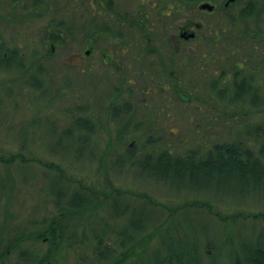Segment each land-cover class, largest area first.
Segmentation results:
<instances>
[{"label":"trees","instance_id":"trees-1","mask_svg":"<svg viewBox=\"0 0 264 264\" xmlns=\"http://www.w3.org/2000/svg\"><path fill=\"white\" fill-rule=\"evenodd\" d=\"M14 1L0 0V8L5 5L8 13ZM207 1L215 9L202 12L200 5ZM225 1L229 0L217 5V0H177L180 25L196 21L198 29L189 41L180 36L175 61L167 62L161 53L159 61L133 63L119 73L106 65L85 64L82 73L97 75L84 76L81 85L67 75L57 82L54 68L45 65L57 62L42 57L46 52L42 43L34 46L25 40L34 47H20L22 37L2 21L0 12V71L15 75V81L19 78L24 87L43 96L55 85L57 96L77 88L84 98H93L69 109L71 123L59 137L53 135L57 150L102 161L91 139L101 124L114 125L117 145L111 143L112 166L118 171L127 167L134 176L163 183L175 193H205L224 204L264 202V120L250 118L264 113V0H234L228 5ZM200 13L218 16L217 22L201 20ZM170 25L166 15L152 14L145 25L134 23L130 38L146 33L142 38L165 45ZM79 33H67L68 51L80 42ZM85 36L94 35L85 32ZM57 96L53 94L49 103ZM148 97L154 104L147 102ZM194 100L220 112L219 121L212 117L204 121L207 127L223 123V130L201 138L193 130L187 140L183 135L165 137V127L180 122L179 110H187ZM103 111L104 119L97 115ZM140 133L146 138L141 144L135 136ZM121 146L123 152H118L116 147ZM17 160L27 161L22 153L0 155V164L7 167ZM43 165L57 172L41 189L52 196L53 209L44 202L40 210L34 207L22 216L21 206L11 210L12 195L8 204H2L0 264H66L71 252L77 264H264V228L256 231L258 221L264 222L263 211L225 215L197 200L176 207L140 194L136 195L143 199L130 200L128 191L96 189L67 175L60 164ZM156 206L169 211L158 224L151 214ZM193 207L208 210L232 227L231 232H215L213 237L208 223L198 224ZM102 208L107 215L92 223L93 211ZM247 220L253 227L234 229ZM40 243L48 245L44 253L39 252Z\"/></svg>","mask_w":264,"mask_h":264},{"label":"rangeland","instance_id":"rangeland-1","mask_svg":"<svg viewBox=\"0 0 264 264\" xmlns=\"http://www.w3.org/2000/svg\"><path fill=\"white\" fill-rule=\"evenodd\" d=\"M223 2V0H217V5ZM239 8L240 5L236 6ZM199 18L210 19V24L213 25L217 22L218 16L209 15L205 13L198 14ZM45 21H37L32 24L31 30L24 29L23 36L28 40L38 41L35 37V27L43 25ZM31 31V32H30ZM38 43V42H37ZM48 54L54 56L65 55L64 50L60 49L55 53L51 47L45 48ZM48 67H53L55 78L57 82H62L63 78L72 76L76 85H81L84 82L85 77H91L92 74L97 75L96 71L90 73H82L80 68L85 67L83 63L73 64L71 62H57L45 64ZM87 72V71H86ZM85 74V75H84ZM11 73L0 71V155L9 156L11 154L22 153L27 161H16L14 164L1 165L0 175L4 179V184L0 186V219L3 216L2 204H8L12 195L13 204L11 210L15 211L21 206L22 216L30 214L31 210L36 207L41 209V204L47 202L46 206L53 209L52 196L48 192L41 190L43 184H48V180L53 178L57 172L48 170L43 165L44 162H55L65 170L66 174L72 176L73 179L82 181L86 185L101 190H111L112 188H119L128 191L127 197L130 200L143 199L137 197L136 194L146 195L152 197L154 200L161 204L169 205L170 207H176L177 205L185 202H193L195 200L201 202H207L215 210H219L225 215L242 211V212H264V202L262 201H249L245 205L224 204L215 199L212 195L205 193H193V192H181L175 193L171 188L163 183L155 182L151 179L138 178L134 176L132 170L118 171V169L112 166L113 156L111 148L116 144V127L110 124H101V127H97V132L92 137L91 141L93 149L99 153V156L104 160L99 161L97 159H91L86 154L81 159L76 157L74 152L68 151L67 153L61 150H57L56 138L62 133L68 124L71 123V113L69 109L74 108L75 104L92 102L93 98L81 96V92L74 88L69 91L65 89L60 91V95L56 93V86L53 85L49 91V95L43 96L39 92L32 91L29 88L23 86V82L16 78ZM76 87V86H75ZM10 91V92H9ZM12 93V94H10ZM55 94L57 96L56 101L50 102L51 96ZM146 98L147 102L154 104V100ZM201 110V111H200ZM165 111L167 109L165 108ZM179 121L169 124L165 129V137H173L175 135H183L187 140L191 137L193 130L199 132L198 138H201L204 133L210 134L217 133L220 129L223 130V123L217 126L207 127L205 118H216L220 120V112L211 110L208 105L201 103L199 100H194L187 110H179ZM170 111L168 116L171 115ZM102 118H106V114L103 111L100 114ZM94 117H98V116ZM252 120H264V113H256L252 117ZM56 130L55 134H52V129ZM209 130V132H208ZM56 137H54V136ZM214 136V134H212ZM139 141L138 143L145 141V133L135 135ZM130 138L129 142H133ZM114 143L111 145V143ZM140 147V145H139ZM118 152H123L124 146L116 147ZM14 188V191L12 189ZM14 196V197H13ZM147 200V198H144ZM192 213L194 217L200 221L198 224L208 223L209 231L211 235H218L222 233L231 232L232 227L222 223L215 215L211 214L204 208L193 207ZM168 210L161 206L154 207L151 211L152 221L159 223L164 220L168 215ZM107 215L105 209H99L93 211L90 221L101 219ZM20 216V215H19ZM20 216V217H22ZM156 222H155V221ZM95 225H98L97 223ZM258 229L264 228V222L258 221ZM253 227V222L247 220L243 227L237 225L234 229ZM214 237V236H213ZM156 240V239H155ZM150 243L153 244L155 242ZM47 241V240H46ZM154 245V244H153ZM40 253H44L47 249V244H38ZM63 254H67V251H62ZM66 264H77L74 252H71L66 257Z\"/></svg>","mask_w":264,"mask_h":264},{"label":"flooded vegetation","instance_id":"flooded-vegetation-1","mask_svg":"<svg viewBox=\"0 0 264 264\" xmlns=\"http://www.w3.org/2000/svg\"><path fill=\"white\" fill-rule=\"evenodd\" d=\"M8 6L11 8L8 13L5 5L0 8L2 21L19 32L23 38L20 39V47H25V40H28L22 35V30H31L32 24L45 21L43 25L35 27L34 35L38 38V43L31 40L32 44L35 46L41 42L46 49L51 47L55 53L62 49L65 53L62 56H57V53L52 56L46 51L42 56L45 60L73 64L92 63L98 68L106 65L113 73L124 72L127 65L139 64L144 60L159 61L161 53L165 55L167 62L175 61L181 33L198 29L196 21L180 25L177 0H17ZM152 14L166 15L172 24L169 30L174 34L169 32L170 39H167L165 45L161 41L142 38L146 33L141 34V38L138 34L139 38H130L134 23L145 25L148 16ZM140 29L144 32L142 26ZM69 31L80 32L81 39L70 51L66 49L71 42L67 34ZM85 32H93L94 36L87 37ZM191 39L193 38L186 41ZM129 78L132 80V75Z\"/></svg>","mask_w":264,"mask_h":264},{"label":"water","instance_id":"water-1","mask_svg":"<svg viewBox=\"0 0 264 264\" xmlns=\"http://www.w3.org/2000/svg\"><path fill=\"white\" fill-rule=\"evenodd\" d=\"M232 1H234V0H229L226 5H228ZM200 8L203 10H207V11H213L215 9V4L208 2V1L203 2L200 5ZM181 36L184 37L185 39L195 38L196 37V31H191V32L185 31V32L181 33Z\"/></svg>","mask_w":264,"mask_h":264}]
</instances>
